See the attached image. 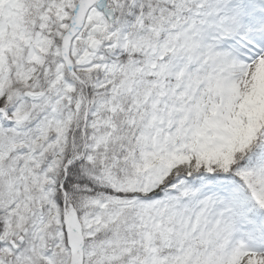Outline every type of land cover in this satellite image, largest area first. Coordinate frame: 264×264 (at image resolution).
<instances>
[{
    "label": "snow or ice",
    "instance_id": "obj_1",
    "mask_svg": "<svg viewBox=\"0 0 264 264\" xmlns=\"http://www.w3.org/2000/svg\"><path fill=\"white\" fill-rule=\"evenodd\" d=\"M0 264H264V0H0Z\"/></svg>",
    "mask_w": 264,
    "mask_h": 264
}]
</instances>
